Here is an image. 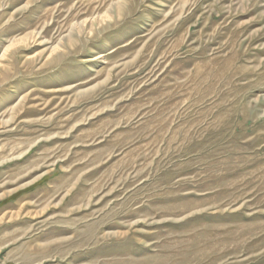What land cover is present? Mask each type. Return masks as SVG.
Listing matches in <instances>:
<instances>
[{"label": "rangeland", "instance_id": "1", "mask_svg": "<svg viewBox=\"0 0 264 264\" xmlns=\"http://www.w3.org/2000/svg\"><path fill=\"white\" fill-rule=\"evenodd\" d=\"M0 264H264V0H0Z\"/></svg>", "mask_w": 264, "mask_h": 264}]
</instances>
